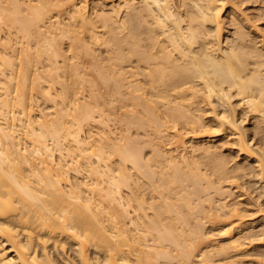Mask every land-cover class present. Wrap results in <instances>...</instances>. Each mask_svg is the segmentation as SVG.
<instances>
[{
	"label": "bare ground",
	"instance_id": "obj_1",
	"mask_svg": "<svg viewBox=\"0 0 264 264\" xmlns=\"http://www.w3.org/2000/svg\"><path fill=\"white\" fill-rule=\"evenodd\" d=\"M0 264H264V0H0Z\"/></svg>",
	"mask_w": 264,
	"mask_h": 264
},
{
	"label": "rangeland",
	"instance_id": "obj_2",
	"mask_svg": "<svg viewBox=\"0 0 264 264\" xmlns=\"http://www.w3.org/2000/svg\"><path fill=\"white\" fill-rule=\"evenodd\" d=\"M49 103H50V102H49ZM36 108H37V107L34 106V109H36ZM35 111H37V110H35ZM15 123H16L18 126H19V124H21L20 122H19V124H18V122H15ZM18 126H17V127H18ZM17 127H16V128H17ZM24 131H25V132H24ZM18 132H19V133H18ZM23 132H24V133H23ZM17 133H18V135H20V137L22 136L20 139L23 141V142H22V143H24L23 145H25V140H24L23 137L26 136V137H25L26 139H27V138L30 139V137H31V136H30V137H27L28 134H26V129H25L24 127H21V128L18 127V131H17ZM25 134H26V135H25ZM22 138H23V139H22ZM31 138H32V137H31ZM26 145H27V143H26ZM253 179H254V178L252 177L250 180H252V181L254 182L255 180H253ZM257 184H258V183H257ZM254 186H255V188H257L258 185H254ZM253 188H254V187H251L250 189H253ZM255 188H254V189H255ZM257 191H258V190H257ZM254 193H255V192H254ZM250 208H252V207H250ZM256 216H257V215L254 214V215H252V216H248L249 218H248V217H247V218H248V220L250 219V217H253V218H251V219H254V218H256Z\"/></svg>",
	"mask_w": 264,
	"mask_h": 264
}]
</instances>
